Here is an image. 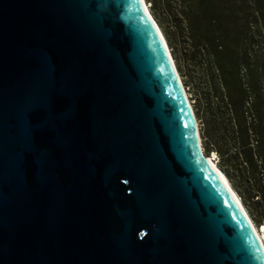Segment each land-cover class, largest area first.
<instances>
[{
    "label": "water",
    "instance_id": "obj_1",
    "mask_svg": "<svg viewBox=\"0 0 264 264\" xmlns=\"http://www.w3.org/2000/svg\"><path fill=\"white\" fill-rule=\"evenodd\" d=\"M0 264H264L143 0H0Z\"/></svg>",
    "mask_w": 264,
    "mask_h": 264
},
{
    "label": "rangeland",
    "instance_id": "obj_2",
    "mask_svg": "<svg viewBox=\"0 0 264 264\" xmlns=\"http://www.w3.org/2000/svg\"><path fill=\"white\" fill-rule=\"evenodd\" d=\"M147 1L166 36L185 87L189 86L187 92L194 103L205 152L218 153V165L240 195L258 229L262 230L260 228L264 224V110L260 115L255 111L259 106L264 109V0H213L215 3L203 9L195 5L198 0ZM246 9L248 23H243V12ZM222 13L239 17L235 24L239 27L240 40L246 39L248 43L247 51L245 50L248 68L247 70L241 68L234 73L244 83L247 74L250 87L254 86L256 99L254 110L250 98L241 103L237 114L232 106L230 108L233 111H226L225 103L223 104L221 99L207 88L206 74L213 73L211 68H214V64L224 65L230 63L232 58L229 54H223L216 60L210 55L211 52L206 50L196 52V45L207 37V34H202L207 24L200 20V16ZM244 25L248 28L245 29ZM233 81V79L229 81V84L234 83ZM248 95L253 97V92H249ZM206 96L209 101L204 99Z\"/></svg>",
    "mask_w": 264,
    "mask_h": 264
},
{
    "label": "flooded vegetation",
    "instance_id": "obj_3",
    "mask_svg": "<svg viewBox=\"0 0 264 264\" xmlns=\"http://www.w3.org/2000/svg\"><path fill=\"white\" fill-rule=\"evenodd\" d=\"M211 2L215 3V1L213 0ZM221 12L225 13L226 10H221ZM202 18L206 21H211L212 24L208 26L211 31L207 34L209 36V39H203L200 41L202 43L196 45V52H204V50H206L209 53L211 52L210 55L215 57L216 60H219L220 55L223 54H229L230 58H232L230 59V63L224 65H221L219 63H217L218 65L214 64V68H211L213 73L206 74L208 81V90H211V92L215 93V95L221 99V102L223 104L225 103L226 111L232 110L230 108L232 106L234 112L237 114L240 111L241 103H243L245 99L250 98H252L250 100L252 102L253 109H255V89L253 86L250 87L248 75L246 74L247 80L244 83L241 82V78L239 79L238 75L234 73L241 68L245 70H247L248 68V64L245 60V50L247 51L246 46L248 45V43L246 42V39H243L242 41L240 40V32L238 29L239 27L238 24H235V22H238L239 17L234 16L230 13H228V15H223L222 13L220 15L216 14L213 16ZM242 22L248 23V9L243 12ZM243 27L245 29L248 28V26L246 25H244ZM240 47L242 48V50H240ZM215 72H217V74ZM232 79L235 81V85L229 84V81H232ZM185 88L186 90H188L189 86L186 85ZM249 92H253V97H250L248 95ZM207 96L204 98L205 100H208ZM189 98L191 100L190 95ZM191 101L192 104H194L193 100ZM228 107L230 109H228ZM260 109L261 112H263V107H260Z\"/></svg>",
    "mask_w": 264,
    "mask_h": 264
},
{
    "label": "bare ground",
    "instance_id": "obj_4",
    "mask_svg": "<svg viewBox=\"0 0 264 264\" xmlns=\"http://www.w3.org/2000/svg\"><path fill=\"white\" fill-rule=\"evenodd\" d=\"M144 1V4L147 8V10L149 11L154 23H155V26L156 28L158 29L160 35H161V38L163 40V43L166 47V50L169 54V57L171 59V62L176 70V73H177V76H178V79L181 83V87L183 89V92L187 98V101L189 102L190 106H191V109L193 111V115H194V119H195V130H196V134H197V139H198V144H199V147H200V150L202 151V154L203 156L206 158L209 166L216 172V174L218 175V177L221 179L222 183L225 185V187L228 189V191L232 194L233 198L236 200L238 206L240 207L241 211L243 212V214L245 215L246 219L248 220L253 232L255 233V236L257 237L259 243L261 244V247L264 251V225L263 227H261L260 229L262 230H259L257 225L255 224V222L253 221V219L251 218L248 210L246 209L245 205L243 204L242 200L240 199L239 195L237 194L236 190L233 188V186L231 185L230 183V180L228 179L227 175L225 174V172L221 169V167L218 165V160H217V157H215L216 154H210V153H206L205 152V148H204V145H203V140H202V136H201V132H200V127H199V122H198V118H197V115L195 113V110H194V107H193V104H192V101L190 100L189 98V94L185 88V85L183 83V80H182V77H181V74L178 70V67L176 65V62H175V59L173 57V54L171 52V48L168 44V41L166 39V36L160 26V24L157 22L154 14L152 13L151 11V7H150V4L148 3L147 0H143ZM263 232V233H261Z\"/></svg>",
    "mask_w": 264,
    "mask_h": 264
},
{
    "label": "trees",
    "instance_id": "obj_5",
    "mask_svg": "<svg viewBox=\"0 0 264 264\" xmlns=\"http://www.w3.org/2000/svg\"><path fill=\"white\" fill-rule=\"evenodd\" d=\"M212 0H198V1H196V3H195V5L197 6V7H199L200 9H203V8H205V7H207V6H210V4L212 3L211 2ZM204 6V7H203ZM205 10V9H204ZM203 10V11H204ZM205 11H207V10H205ZM212 14V13H211ZM209 16H213V15H202V16H200V20H203V22H206L205 24H207V25H205V27L203 28V31H202V34L204 33H206V34H208V32H210L211 31V29L210 28H208V26H210L212 23H211V21L210 20H208V21H206V20H204L202 17H209ZM195 19V17L192 19V21ZM209 23V24H208ZM209 36L207 35V37H205V39H209L208 38ZM234 83H232L233 85H235V81H233ZM253 86V85H252ZM254 87V86H253ZM253 107V106H252ZM256 107V106H255ZM254 110V109H253ZM255 112H257L259 115H260V113L262 114L263 112H261V109H260V106L257 108V111H255ZM211 153H214V154H216V157H217V160L219 161V158H218V153L216 152V151H211ZM240 196V195H239ZM241 198V197H240ZM245 205V204H244ZM246 207V206H245ZM247 209V208H246ZM263 220H264V218H263Z\"/></svg>",
    "mask_w": 264,
    "mask_h": 264
}]
</instances>
